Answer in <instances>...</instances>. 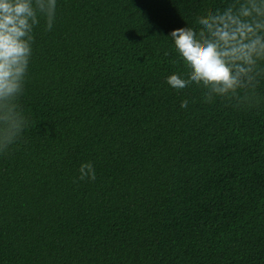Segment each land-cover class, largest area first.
<instances>
[{"label": "trees", "instance_id": "obj_1", "mask_svg": "<svg viewBox=\"0 0 264 264\" xmlns=\"http://www.w3.org/2000/svg\"><path fill=\"white\" fill-rule=\"evenodd\" d=\"M220 3L60 0L0 157V264H264V116L164 81L163 36Z\"/></svg>", "mask_w": 264, "mask_h": 264}, {"label": "clouds", "instance_id": "obj_2", "mask_svg": "<svg viewBox=\"0 0 264 264\" xmlns=\"http://www.w3.org/2000/svg\"><path fill=\"white\" fill-rule=\"evenodd\" d=\"M59 6L60 0H0V157L24 144L32 127L22 99L37 29H54ZM184 20L163 36V55L182 69L164 77L168 87L182 94L197 89L200 103L264 116V0H221ZM194 102L185 99L181 108L189 110ZM96 177L91 161L80 164L79 180Z\"/></svg>", "mask_w": 264, "mask_h": 264}]
</instances>
